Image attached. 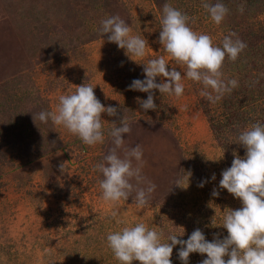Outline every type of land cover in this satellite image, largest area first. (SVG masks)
<instances>
[{
	"label": "rangeland",
	"instance_id": "1",
	"mask_svg": "<svg viewBox=\"0 0 264 264\" xmlns=\"http://www.w3.org/2000/svg\"><path fill=\"white\" fill-rule=\"evenodd\" d=\"M202 2L191 1L184 10L175 5L179 3L168 4L190 17L193 31L210 35L219 46L229 33L223 22L216 25L204 15ZM160 5L156 0H0V264H119L107 246V234L141 222L163 232L165 241L170 233L183 232L178 238L186 240L197 228L209 241L214 233L221 239L227 235V229L213 226L212 220L219 225L226 210L242 204L219 188L222 171L235 157L221 146L220 128L216 131L212 123L226 120L224 96L234 92L239 98L236 66L242 58L233 64L225 59L224 78L237 79L238 87L216 103L200 95L201 84L184 78L181 97L161 96L155 90L158 107L145 112L137 98L145 100L148 93L128 87L134 79L145 78L141 63L164 56L170 70L176 68L182 76L185 72L158 41ZM117 12L132 34L148 41V56L141 63L109 42L110 33L99 31L101 21ZM84 83L94 87L105 107L118 111L116 116L102 113L103 144L85 145L51 120L36 123L31 118L54 110L60 95ZM4 100L8 107H17L3 110ZM124 116L131 127L124 134V147L141 146L142 175L157 186L142 208L133 199L135 193L116 204L105 202L98 185L103 176L94 170L113 147L108 131L121 126ZM178 180L187 187L175 184ZM214 189L219 196L212 195ZM180 247L173 249L172 264H183ZM205 258L192 253L189 264Z\"/></svg>",
	"mask_w": 264,
	"mask_h": 264
},
{
	"label": "clouds",
	"instance_id": "2",
	"mask_svg": "<svg viewBox=\"0 0 264 264\" xmlns=\"http://www.w3.org/2000/svg\"><path fill=\"white\" fill-rule=\"evenodd\" d=\"M202 7L216 25L221 24L229 12L222 2L210 4L203 0ZM239 10L243 12L244 6L241 5ZM189 20L186 13L168 3L163 5L158 41L169 57L185 68L183 76L176 68L169 69L164 56L141 63L148 56V41L132 34V29L119 15L101 21L100 33H110L107 36L109 42L116 43L130 59L144 65L145 78L134 79L128 87L148 93L145 100L137 98L145 112L158 107L154 100L155 90H159L161 96L181 97L185 91L184 78L201 84L200 95L210 103H216L238 87L237 79L224 78L222 68L226 58L235 62L247 44L239 38L233 39L236 36L233 32L225 35L221 45L217 46L210 35L193 31ZM157 77L161 78V82H157ZM104 112L109 116L118 115L115 107H105L101 103L93 86L84 83L77 86L74 92L60 95L54 110L34 113L33 119L36 123L37 120L42 123L51 120L53 125L62 126L85 145L94 146L103 144L105 140L102 124ZM120 123L121 126H114L108 131L113 147L103 161L95 165L94 170L103 176L98 180V185L105 202L116 204L135 193L133 199L142 208L147 205L150 194L157 186L146 181L142 175L145 161L141 146L124 147V134L131 132L127 117L124 116ZM236 142L246 149V153L243 157L234 154L231 166L222 171L219 188L227 189L240 200L242 207L226 210L219 225L212 220L213 226L226 228L227 235L221 239L219 233H214V239L209 241L204 232L197 228L186 240L178 238L183 232L170 233L165 241L163 232L149 228L142 222L124 226L118 231L109 232L106 237L107 246L119 264H132L134 260L140 264H172L173 249L177 245L181 246L178 258L183 264H189L192 253L206 254L200 264H264V123L257 121L240 132ZM121 149L122 156L119 154ZM222 157L212 160L218 161ZM64 167L65 164L60 165L62 171ZM211 179H216L215 174ZM206 182L202 181L199 186L203 187ZM144 184L146 186L141 187ZM175 184L188 185L179 180ZM212 195L219 196V191L214 189ZM116 215L112 213L113 218ZM116 223L121 224L122 221L116 219Z\"/></svg>",
	"mask_w": 264,
	"mask_h": 264
},
{
	"label": "trees",
	"instance_id": "3",
	"mask_svg": "<svg viewBox=\"0 0 264 264\" xmlns=\"http://www.w3.org/2000/svg\"><path fill=\"white\" fill-rule=\"evenodd\" d=\"M169 1L179 3L175 5L180 6L184 10L192 4L189 2L195 0H156L158 4H161V7ZM207 2L210 4H215L217 2L225 4L229 12L222 23L224 30L229 34L233 32L236 33L233 39L239 38L247 44V47L239 55L242 60L239 59L240 64L236 66V71L240 73L239 79L241 83L239 84L240 89H237L238 93L240 92L239 98L233 95L234 92L228 95L230 97L224 96V102L227 107L226 120L223 124L212 123L216 131L220 128L217 137L221 146L226 149L227 153L231 156L238 154L242 157L245 155L246 149L236 142L238 135L247 125L256 123L251 122L254 121V119L264 123V18H262V15H264V0H207ZM241 5L244 6L243 12L239 10ZM181 12L185 13L182 10ZM117 15L120 16L118 12ZM204 15L210 17L207 12H205ZM246 89H248L249 93L251 90L252 93H247L246 95L244 93ZM25 98H27V96ZM236 99L238 100L236 101ZM251 100L254 102V106L252 107L251 105H253V103ZM6 102V100L3 101V110L7 109L10 112L9 109H15L17 107L15 104H10L8 107ZM236 102L239 104L236 105ZM255 104H257L259 108H257L258 106L255 107ZM20 106L21 104H19L18 107ZM243 107L250 108L246 110V108ZM251 109L255 110V115H252L254 113ZM7 117L10 121V113H8ZM31 118H33V116ZM17 121L18 119L14 120L16 125ZM6 127L10 129V125ZM12 128L13 125L11 129Z\"/></svg>",
	"mask_w": 264,
	"mask_h": 264
}]
</instances>
